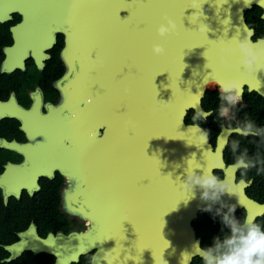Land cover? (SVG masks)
<instances>
[{
    "label": "water",
    "instance_id": "obj_1",
    "mask_svg": "<svg viewBox=\"0 0 264 264\" xmlns=\"http://www.w3.org/2000/svg\"><path fill=\"white\" fill-rule=\"evenodd\" d=\"M85 1L90 49L72 99L84 147L65 149L58 169L74 183L90 246L103 264H215L220 256L201 249L192 223L215 207L245 208L250 225L263 215L246 183L234 184L246 165L224 161L233 135L254 134L222 127L212 145L185 119L209 118L202 100L212 82L238 101L245 92L264 101V38L253 41L244 18L253 6L264 11V0ZM169 20L175 30L159 36Z\"/></svg>",
    "mask_w": 264,
    "mask_h": 264
},
{
    "label": "flooded vegetation",
    "instance_id": "obj_2",
    "mask_svg": "<svg viewBox=\"0 0 264 264\" xmlns=\"http://www.w3.org/2000/svg\"><path fill=\"white\" fill-rule=\"evenodd\" d=\"M85 2L0 0V264H103L101 250L90 246L89 223L73 211L74 183L58 169L65 149L84 147L72 99L74 72L90 49ZM263 14L257 6L245 12L253 41L264 38ZM245 94L235 102L230 99L234 94L224 95L218 114L222 121L231 116L232 105L245 103ZM236 128L254 134L242 138L258 137V151L252 147L257 152L249 155V149L248 157L239 155L232 164L246 165L237 171L234 184L246 183V197L260 209L264 122L245 120ZM98 132L102 135V129ZM226 211L215 207L200 212L192 223L201 249L220 256L215 264L241 247L250 231L264 233V213L250 225L245 208ZM205 263L211 264L199 257L192 262Z\"/></svg>",
    "mask_w": 264,
    "mask_h": 264
},
{
    "label": "trees",
    "instance_id": "obj_3",
    "mask_svg": "<svg viewBox=\"0 0 264 264\" xmlns=\"http://www.w3.org/2000/svg\"><path fill=\"white\" fill-rule=\"evenodd\" d=\"M213 87L218 89V87L216 86H213ZM218 93H221L219 89H218ZM244 102L245 103L243 104H236L234 106L233 105L231 106L230 109L232 110V114L228 120L224 119V121H222V118L219 117L218 115L216 118H213V119L209 118L207 120H203L198 115H196L193 111H191L187 115L185 119V123L186 124H197L201 128H203L209 135L210 143L214 145L216 136L220 132L222 126L233 129L239 126H243L245 123V120H248L250 123H254V124L264 122V101L263 99L260 98L255 93L245 94ZM218 105L221 107L223 105V102L218 101ZM209 109L212 110V107L210 106ZM243 129L251 130V128L247 126H245ZM257 132L259 133V131ZM257 138H258L257 136L248 137V138H242L240 136L231 137L229 140V145L227 146L225 153H224L225 163L227 165L234 163L235 161H237V157H239V155L243 156L244 158L248 157L247 150L249 149H250V151L248 152L249 155L254 154V152H257L260 147L258 146ZM236 139H242V140H236ZM252 147L257 148V151H255ZM215 175L217 178H220L222 176L220 172H216Z\"/></svg>",
    "mask_w": 264,
    "mask_h": 264
},
{
    "label": "clouds",
    "instance_id": "obj_4",
    "mask_svg": "<svg viewBox=\"0 0 264 264\" xmlns=\"http://www.w3.org/2000/svg\"><path fill=\"white\" fill-rule=\"evenodd\" d=\"M175 30V24L169 20L168 27L161 25L158 28V35L165 36ZM155 55H162L165 49L160 45H154L152 49ZM258 55H264V53H258ZM248 67H251L255 63V58L246 62ZM241 98V94L236 95L233 98V102L238 101ZM241 164L242 161H238ZM210 181H205V184H210ZM95 256V254H94ZM109 252L105 254V260H108ZM220 264H264V233H260L258 229H254L249 232L248 236L243 239L241 247L236 249L231 255L226 256Z\"/></svg>",
    "mask_w": 264,
    "mask_h": 264
},
{
    "label": "rangeland",
    "instance_id": "obj_5",
    "mask_svg": "<svg viewBox=\"0 0 264 264\" xmlns=\"http://www.w3.org/2000/svg\"><path fill=\"white\" fill-rule=\"evenodd\" d=\"M207 86H206V93L202 100V105H204V109L208 112L209 118L213 119L217 117L218 113H221L220 107L218 105V100L224 102L225 96L223 92L219 93V96H218L217 95L218 89L211 86V83L207 84ZM228 101L230 102V99ZM212 104H214V107L216 106L217 109H213L212 111H210L211 109L209 108ZM222 115H226L225 112L222 111Z\"/></svg>",
    "mask_w": 264,
    "mask_h": 264
},
{
    "label": "bare ground",
    "instance_id": "obj_6",
    "mask_svg": "<svg viewBox=\"0 0 264 264\" xmlns=\"http://www.w3.org/2000/svg\"><path fill=\"white\" fill-rule=\"evenodd\" d=\"M211 85H214V86H217V87H219L220 88V90L223 92V89L219 86V85H217L215 82H212L211 83ZM208 87V86H207ZM208 113V112H207ZM209 119V118H208Z\"/></svg>",
    "mask_w": 264,
    "mask_h": 264
}]
</instances>
